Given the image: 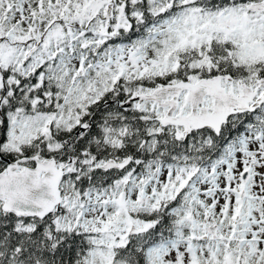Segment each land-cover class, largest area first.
Listing matches in <instances>:
<instances>
[{
    "label": "snow or ice",
    "instance_id": "6c2138e0",
    "mask_svg": "<svg viewBox=\"0 0 264 264\" xmlns=\"http://www.w3.org/2000/svg\"><path fill=\"white\" fill-rule=\"evenodd\" d=\"M0 264H264V0H0Z\"/></svg>",
    "mask_w": 264,
    "mask_h": 264
}]
</instances>
